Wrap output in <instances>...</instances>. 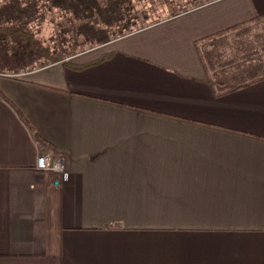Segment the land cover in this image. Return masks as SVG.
I'll list each match as a JSON object with an SVG mask.
<instances>
[{"label": "crops", "instance_id": "obj_1", "mask_svg": "<svg viewBox=\"0 0 264 264\" xmlns=\"http://www.w3.org/2000/svg\"><path fill=\"white\" fill-rule=\"evenodd\" d=\"M0 264H264V0L0 71Z\"/></svg>", "mask_w": 264, "mask_h": 264}, {"label": "rangeland", "instance_id": "obj_2", "mask_svg": "<svg viewBox=\"0 0 264 264\" xmlns=\"http://www.w3.org/2000/svg\"><path fill=\"white\" fill-rule=\"evenodd\" d=\"M97 1L104 2L99 10L91 0H0V22H23L25 28L43 40V45L51 52H60L63 58H69L98 42L122 35L129 24L137 26L139 23H135L142 18L140 13L145 5L148 14H152L149 15L150 20H153L156 14L151 9L164 5L168 9L166 14L174 13L187 0L136 1L132 5V18L123 15L126 5L122 4V8L115 12L110 10L113 0ZM195 1L186 7L204 0ZM46 62L44 57L28 49L25 43L0 38V71L36 68Z\"/></svg>", "mask_w": 264, "mask_h": 264}, {"label": "trees", "instance_id": "obj_3", "mask_svg": "<svg viewBox=\"0 0 264 264\" xmlns=\"http://www.w3.org/2000/svg\"><path fill=\"white\" fill-rule=\"evenodd\" d=\"M136 1L144 2V3H147V2L153 3L154 2V0H113V2H114L112 4L113 7L111 6L110 10H114L116 12L117 10L119 11V8H122V4L126 5V8L125 9L123 8V15H125L127 18H130V17L132 18L133 16L130 15L132 8H133L132 5ZM192 1L193 0L185 1L184 3H186V4L183 5V3H182L180 6L181 7L180 10L175 11L174 13H169V14H166V11L168 9L166 7H164V5L163 6L159 5L158 7H155V8H157V10L155 8L150 10V11H152V13L154 12L156 14V18L153 20H150L149 15H152V14H151V12H150V14H148L149 10H148V8H146V5H145L143 10H142V13H140L142 15V18L139 21H137V23L134 22L135 24H138V23L139 24L137 26L135 25V27H133V25L130 26V24H129L128 30L125 33H123L122 35L131 33V32L136 31L138 29H141V28H144V27L149 26L151 24L157 23V22H159L163 19L169 18L171 16L178 15L182 12H185L189 9L198 7V6L205 4V3L212 1V0H204L203 2H200L194 6H190L187 8L186 5L188 6ZM198 1L199 0H196L195 2L197 3ZM91 3H93L95 7H98V10H99V8H101L100 5H102L101 3H104V2H102V1L98 2L97 0H91ZM148 20H150V21H148ZM122 35H120V36H122ZM117 37H113L111 39H114ZM0 38H2V39L5 38L8 41L25 43L28 49H30V50L34 51L36 54H39L40 56L44 57L45 60L49 63H55V62H59V61L63 60V55L60 52H56V51L51 52L48 48H46L43 45L44 44L43 40L37 38L33 31L27 30L25 28V25L23 22H18V21H14L12 23L0 22ZM108 40L109 39H107L105 41H108ZM105 41H102L100 43H103ZM109 56H110L109 54L104 55L100 58L99 61L106 59ZM242 86H244V85L232 86L227 90L237 89V88L242 87Z\"/></svg>", "mask_w": 264, "mask_h": 264}, {"label": "built area", "instance_id": "obj_4", "mask_svg": "<svg viewBox=\"0 0 264 264\" xmlns=\"http://www.w3.org/2000/svg\"><path fill=\"white\" fill-rule=\"evenodd\" d=\"M36 166L39 170H44L46 168L53 169L60 174L62 180H65L68 176L65 170V159L60 155H40L37 158Z\"/></svg>", "mask_w": 264, "mask_h": 264}]
</instances>
